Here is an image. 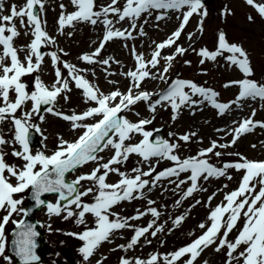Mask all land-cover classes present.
<instances>
[{
    "label": "snow or ice",
    "instance_id": "obj_1",
    "mask_svg": "<svg viewBox=\"0 0 264 264\" xmlns=\"http://www.w3.org/2000/svg\"><path fill=\"white\" fill-rule=\"evenodd\" d=\"M245 2L254 7L264 18V2L258 3L257 0H245ZM46 3L47 0H25L23 5L11 4L8 14L5 15L4 4L0 0V125L11 124L8 129L11 133L10 139L6 138L4 129L0 128V212L6 213L0 216V257L8 264H13V257L6 254L9 246L6 226L11 222L17 229L15 238L11 240L12 250L15 257L19 258L20 264H36L41 260L37 255L36 238L40 233L36 224L13 218L14 214L24 216L29 214V210L22 207L24 199L15 198L16 194L31 190V198L36 206H45L49 216H63L64 220L75 218L78 225H84L83 231L70 232L67 235L82 241L78 251L82 260L88 262L94 257L101 244L110 241L118 230L130 228L134 231L130 242L118 246L122 250L132 249L139 244L142 237H145L146 243L151 244V240L146 239V234L154 237L164 230L163 225L156 226L152 230L161 215L156 207H148L146 211L137 210L133 216L122 217L112 211L121 202L144 198V190L150 192L162 179H167L170 184H176V189L190 181V186L182 196V199H187L197 191L206 190L199 187L201 179L206 181L209 178L224 177L229 169H235L243 170L239 187L227 193L224 201L210 210L208 216L210 224L206 226L205 223H201L198 226L204 230L201 235L173 252L163 255L153 253L147 259L122 257L120 264H160V261H163V264H197L198 258L210 246H215L216 252L227 249L225 264H264V160H250L237 153L235 154L239 156L237 161L225 162L222 167H217L210 163L209 157V154L217 158L221 157L223 153L216 149H226L235 145L243 134L253 131L257 126L264 128V121L253 119L256 115L255 110L250 117L243 119L232 129L230 134L233 138L229 143L212 140L209 147L201 149L195 156L186 158L179 155L180 141L190 142L192 137L196 136V132L180 135L175 141L163 138H156L153 141L154 132L158 130L149 131L146 130V126L152 123L155 116L152 119L141 118L132 122L120 115L122 112L131 111L132 106L141 101L147 103L152 113L156 112L157 106H163L166 102L173 109L172 119L175 120L182 107L192 108L205 101L211 103L222 115L232 104H237L240 100L248 98L264 100V83L253 78L254 70L247 52L242 46L229 43L223 31L218 34V46L215 51L203 48L198 54L202 57L200 63L203 64L205 59L215 61L224 52L231 53L226 59L232 65H236L245 77L229 81L224 85L225 87L235 85L240 88L235 101L218 102L219 93L213 89L183 79L175 80L166 91L161 93L140 90L141 84L146 79L166 81V74L172 67V61L176 56L188 51L183 46H177L173 54L162 56V50L177 44L194 14L201 15L202 18L207 16L204 0H125L123 6L120 5V0H110L106 5H97L96 0H70L75 8L70 13L63 11L65 5L61 4L62 11L57 21L61 33L66 27L74 28L75 24L80 22L92 25L98 22L104 24L106 31L99 46L91 53H84L79 57L85 63L103 65H109L110 60L113 59L108 57L97 60L108 42L116 38H133L129 29L115 28L110 16L117 17V23L127 18L131 22V29L135 30L137 27L135 21L143 14L151 15L153 10H165L156 17L157 20H161L165 18L167 10L187 9L183 12L180 26L166 40L156 43L150 59L146 60L142 53H136L133 49L136 68L125 74L131 78L130 86L125 92H121L117 87L107 94L86 78L84 73L87 69H79L75 64L62 60L57 51H41L42 47L56 43L55 37L50 36L44 27L47 23L44 18ZM224 14H230V9L225 7ZM249 19L251 20L252 17L249 16ZM17 20L20 28L25 30L24 35H29L30 30L33 37L29 44L19 48L14 44L15 38L21 35L16 24ZM198 27L202 32L203 20ZM140 31L144 34L142 26ZM68 35L71 36L72 32ZM194 35L195 33H189L188 39L191 40ZM20 53H24L23 59ZM59 53L67 55L63 49H59ZM45 56L51 58L55 80L51 85H47L39 75H36L32 82V90H29V84L24 78L41 70ZM161 59L165 61L166 66L159 72L152 71L157 69ZM64 69L67 70V76L64 75ZM105 71L107 72V69ZM72 82L77 89L82 90L85 102L94 106L81 112L73 110L70 114L57 109V102L62 94L66 102L69 100L67 93L72 91L70 87ZM110 83L116 84L115 81ZM186 88L190 91H185ZM154 95L158 96V99L153 100ZM197 95L202 99H193ZM29 104L31 108L25 110ZM42 110L69 122L71 129L82 130L81 134L72 141L65 140L62 136L58 137L56 149L48 154L47 146L43 143L48 137L40 128V123L45 121ZM136 115L139 116V113ZM36 119L40 123H34ZM89 119L94 122L87 123ZM32 130L42 138L41 148L35 151L32 147ZM135 134L141 135L142 139L137 143H131ZM169 135L175 134L169 133ZM261 143L264 145V142ZM9 146L12 148L10 155L21 160L23 162L21 165L9 163L6 159L9 155L6 148ZM252 147L255 148L256 145ZM105 149H112L114 153L107 162H102L104 157L99 153ZM132 154L140 156L142 161L148 164L147 171L137 166L131 169L135 175H130L117 167L125 163ZM153 158H156L155 164L150 163ZM161 160L171 161L173 165L157 172L156 165ZM89 162L96 164L90 172L66 180V174L75 172ZM110 173L117 174L121 178L115 183H108ZM153 173H156L154 177ZM182 173H190V175H187L186 179H169L179 178ZM227 178L232 179L230 175ZM82 182H88L92 186L85 188ZM44 194H56L57 199L54 203L46 201L41 198ZM90 194L93 199L91 203L83 199ZM214 196L215 193L208 198L209 204ZM147 203L154 205L156 202L148 200ZM176 203L179 205L181 201L178 200ZM199 203L200 201L197 200L196 204ZM149 213L156 219L150 221L147 226L135 227L129 223L130 220H139ZM88 214L95 218V227L87 226ZM184 219L185 215H180L174 219L173 224L178 226ZM241 222L242 226H240ZM48 227L51 229L50 225ZM234 230L238 234L234 239H229V234ZM96 264H103V261L98 260ZM204 264L208 262L204 261Z\"/></svg>",
    "mask_w": 264,
    "mask_h": 264
},
{
    "label": "rangeland",
    "instance_id": "obj_2",
    "mask_svg": "<svg viewBox=\"0 0 264 264\" xmlns=\"http://www.w3.org/2000/svg\"><path fill=\"white\" fill-rule=\"evenodd\" d=\"M4 4L3 14H8L11 4L23 5L25 0H2ZM97 5H106L110 0H96ZM257 2H264V0H257ZM125 0H120V5L123 6ZM65 5L63 11L70 13L75 10L74 6L70 3V0H47L45 5L46 12L44 18L47 23L44 25L45 29L50 36L55 37L56 43L54 45H47L42 47V52L57 51L61 55V59L71 64H75L79 69H87L84 73L86 78L97 85L101 91L105 94L110 93L117 87L121 92H125L130 86L131 78L125 74L129 70H135L136 60L133 49L136 53H142L145 59H150L156 43L166 40L181 24L183 18V12L187 9L180 11L167 10V14L164 19L157 20V15L165 10H153L151 15L143 14L141 18L135 21L137 27L135 30L131 29L130 21L126 18L124 21L116 22L117 17L110 16L113 19L115 28L129 29L132 31L133 38L121 39L116 38L108 42L105 48L102 50L97 60L106 59L112 57L109 65H103L101 63L88 64L79 59L84 53H91L99 46L105 34V26L103 23L98 22L96 25H92L86 22L76 23L74 28L66 27L63 33L58 28V17L61 14L62 9L60 5ZM227 7L230 9V14H224V9ZM207 9V16L201 17V15L194 14L188 24L185 26L184 31L181 34L180 39L176 45L171 48L162 50V56L171 55L175 52L177 46H183L188 51L183 55L176 56L172 61V67L166 74L167 80L160 79H146L141 84V89L144 91H152L151 93H161L168 89V87L177 79L191 80L198 86L205 88H212L219 93L217 97L218 102L230 103L235 101L240 88L238 86L225 87L224 85L232 80L244 79V74L236 65H232L226 58L231 53L224 52L218 56L215 61L205 59L203 64L200 63L202 57L198 54L201 49L207 48L210 51H215L218 46V34L223 31L226 35V39L229 43H234L238 46H242L247 52L251 61V65L254 70L253 78L257 81L264 83V18H262L257 10L249 6L245 0H213L209 6L205 5ZM249 16L252 19H249ZM103 19V18H102ZM145 20L147 23H145ZM203 20V31L199 30L198 25ZM18 29L21 31V35L14 40L15 46L24 47L32 40V35L29 30V35H24V29L20 28L19 21H16ZM143 28L141 34L140 28ZM72 32L69 36L68 33ZM189 33H195L191 40L188 39ZM155 42V43H153ZM59 49H63L67 53L64 56L59 53ZM21 59H23L24 53H20ZM118 61L119 63H116ZM190 61V63H186ZM165 61L161 59L157 69H153L154 72H159L165 67ZM62 67V65H61ZM107 69V72L105 71ZM64 75L67 76V70H63ZM108 73H112L109 75ZM36 75H39L41 79L47 84L51 85L55 80L54 67L49 56H45L44 63L41 70L38 73H33L30 76L24 78L25 82L29 84V90H32V82ZM110 81H115L113 85ZM72 91L67 93L69 100L66 102L63 99V95L58 99L57 109L65 113L70 114L73 110L81 112L88 107L94 106L92 103H86L85 100H81L79 96H83L82 90L77 89L74 86V82L70 83ZM185 91H190L185 89ZM153 100L158 99V96L154 95ZM193 99H202L201 97L194 96ZM29 107L26 106L25 110ZM253 110L256 115L253 117L255 121H264V100L257 99H243L237 104H232L230 109L224 114V117L219 114L218 109L213 107L211 103L205 101L203 104L193 106L192 108L182 107L178 117L173 120V109L166 102L163 106H157L156 112L149 111L146 102H139L132 106L131 111L122 112V115L132 122H136L141 118L155 119L150 125L146 126V130L161 129L165 139L169 141H175L180 135L190 132H196V136L192 137L190 142L180 141L181 148L179 155L182 158L188 156H195L201 149L210 146L212 140H216L219 143H229L232 140L230 134L232 129L238 126V123L243 119L251 116ZM139 113V116L136 115ZM19 114V113H18ZM45 121L40 123L38 119L34 120V123H40V128L44 135L48 137L43 143L47 146L46 151L51 154L56 149L58 144V137H63L65 140H75L82 132V130L73 131L70 123L62 120L59 117L53 116L49 113L43 112ZM87 123L94 122L92 119L86 121ZM236 122V123H234ZM11 124L0 125L6 133V138H11V133L8 129ZM217 129H224V131H217ZM169 133H174V136H170ZM36 139L38 144L32 145L33 151L41 148V136L36 133ZM142 139V136L135 134L131 143H137ZM264 128L255 127L253 131L243 134L237 143L226 149H216L223 154L217 158L211 154L210 163L215 164L217 167H222L225 162H234L239 159V156L247 157L250 160H264ZM127 143V142H126ZM256 145L255 148L252 146ZM9 153L6 158L9 163L21 165L23 162L10 155L11 146L6 148ZM114 153L112 149H105L99 155L104 157V161L107 162ZM232 153L233 155H228ZM155 159L150 163L155 164ZM170 163L168 160H161L156 165V171H162L168 168ZM170 165V166H172ZM96 166L95 163L89 162L83 167L78 168L75 172L70 173L69 177L75 179L81 174L90 172ZM141 167L144 171L148 170V164L142 161V158L136 154H132L129 159L122 165H118L121 171L130 175H135L131 172L134 167ZM103 171V170H102ZM156 173H153V177ZM190 175L182 173L179 178L172 177L169 179L178 180L186 179V176ZM230 175L231 180L227 178ZM243 170L237 171L235 169H229L226 176L218 178H209L208 180L201 179L199 187L201 190L195 192L191 197L182 199L183 193L190 186L189 181L186 184L176 189V184H170L167 179H162L158 182V185L149 192L144 190V198L134 199L131 201H123L119 205L115 206L112 211L119 213L122 217H130L136 214L137 210L146 211L148 207H156L161 213L160 217L156 220V226L163 225V231L157 233L156 236L146 234V239L151 240V244L146 243L145 237H142L139 244L132 249L122 250L119 249V245H126L130 242L131 237L134 235L133 229L126 228L118 230L110 238V241L104 242L96 251L93 258L88 262L82 260V256L78 249L82 246V241L75 237L67 235L70 232H81L84 230V225H78L75 222V218L64 220L63 216H49L47 214L46 207L43 206L36 212V218L42 226L44 235V257L41 264H61L67 262L68 264H96L98 260H102L103 264H120L122 257L147 259L150 254L159 253L161 255L173 252L180 247H183L191 243L196 237L201 235L204 230L198 226L201 223H205L206 226L210 224L208 216L210 210L214 209L218 204L224 201V197L227 193L237 189L239 187ZM121 177L117 174H109L108 183H115L119 181ZM150 179L149 177H144ZM13 183L15 181L13 180ZM84 187L92 186L88 182H82ZM227 185V187H225ZM173 189H176L173 191ZM29 192V191H28ZM28 192L22 194H16L17 199L23 198L25 208L27 204ZM215 196L208 203L210 196ZM51 202H55L57 199L56 194L48 196ZM86 202H93L92 195L83 198ZM148 200H154V205H148ZM180 200L181 203L177 205L176 201ZM199 200L200 203L196 204ZM195 205V207H193ZM74 207V206H73ZM44 213L42 214V212ZM3 213V212H2ZM6 214V213H4ZM185 215L184 221L176 226L173 221L176 217ZM23 217V214H14L13 218L19 220ZM114 219V217H112ZM154 218L150 213L143 216L139 220H130L129 223L135 227H144L152 221ZM87 226L95 227V218L88 214L86 216ZM51 226L49 229L48 226ZM242 226V222L240 224ZM15 227L11 222L7 225L6 234L10 239L11 229ZM9 229V230H8ZM150 230V231H152ZM237 231L229 234V239H234L237 235ZM115 249V250H114ZM227 249H223L221 252L215 251V246H210L206 249L198 258L197 264H204L207 261L208 264H225ZM6 254L13 257L9 251V246L6 250ZM0 264H8L0 257ZM13 264H17L13 257ZM163 264V261H160Z\"/></svg>",
    "mask_w": 264,
    "mask_h": 264
},
{
    "label": "water",
    "instance_id": "obj_3",
    "mask_svg": "<svg viewBox=\"0 0 264 264\" xmlns=\"http://www.w3.org/2000/svg\"><path fill=\"white\" fill-rule=\"evenodd\" d=\"M211 1L212 0H204V3L210 4ZM32 132H33L32 144H34L36 142V140H35V131L32 130ZM158 135H159V132L158 133H155L154 136H153V138H156ZM160 135H161V132H160ZM160 137H162V136H160ZM67 175L68 174H66V180H70L67 177ZM46 195L47 194H44V196H42L41 198L42 199H45L46 201H48L47 198H46ZM28 201H29V204L26 206V209L29 210V214L27 216H25L24 220L26 222H28V223H34L37 226V231L40 233V235L36 238L37 239V245H38V247H37V255H39L41 257V260H42V257H43V246H44V243L45 242H44V239H43V234H42L41 226L39 225V223L37 222V220L35 218V212L41 206H39V207L36 206L35 201L31 198V191H30V194L28 195ZM16 230L17 229H15L13 231L12 239L11 240H13L15 238V231ZM10 245H11V251L13 252V250H12L13 249V245L11 244V242H10ZM14 255H15V253H14ZM16 259H17L18 263L20 264L19 258L16 257ZM41 260L38 261V262H36V263L41 262Z\"/></svg>",
    "mask_w": 264,
    "mask_h": 264
},
{
    "label": "bare ground",
    "instance_id": "obj_4",
    "mask_svg": "<svg viewBox=\"0 0 264 264\" xmlns=\"http://www.w3.org/2000/svg\"><path fill=\"white\" fill-rule=\"evenodd\" d=\"M79 98L81 99V100H85L84 99V97L82 96H79ZM27 107H29V109L31 108V104H29V105H27ZM222 117H224L223 115H221ZM172 163H170V165H171ZM42 212V211H41ZM44 213V211L42 212V214Z\"/></svg>",
    "mask_w": 264,
    "mask_h": 264
}]
</instances>
